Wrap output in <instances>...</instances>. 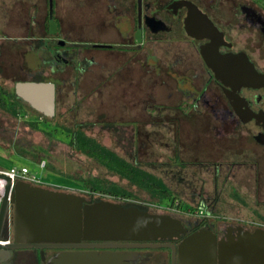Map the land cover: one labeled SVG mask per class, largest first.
<instances>
[{
    "label": "flooded vegetation",
    "instance_id": "1",
    "mask_svg": "<svg viewBox=\"0 0 264 264\" xmlns=\"http://www.w3.org/2000/svg\"><path fill=\"white\" fill-rule=\"evenodd\" d=\"M63 1L66 2L53 0L51 22L50 0H0V54L3 43L10 40L6 36L8 29L43 34L41 38L26 39L29 42L25 61L30 73L33 69L45 77L42 81L55 84L56 112L62 88L67 84H74L76 89L81 86L91 67L99 66L98 52L107 53L115 64L108 69L106 79L109 87L116 91H120L117 89L122 86L119 82L127 75L132 62L134 67L145 71L152 57L155 63L149 66L156 76L176 81L169 95L177 98L174 108L197 111L209 118L210 133L217 139L211 143L214 149L219 147V141L235 135L251 140L252 143L247 144L251 148L250 152L243 149L245 154L239 159L235 158L238 149H231L229 154H221L216 160L212 159V153L208 161H188L187 165L193 167L194 172L200 171L198 174L206 178L197 198L201 199L206 217L196 219L183 213L167 214L179 220L186 230L178 237L113 243L128 246L123 248L20 247L24 243L17 241L15 212L9 206L0 227V264H51L58 256L79 253L95 256L107 264H113L115 258L120 264H180L182 244L196 233L204 231L215 236L219 258L222 242H238L245 234L264 231V120L253 118L254 114L264 113V87H232L217 80L201 55V48L211 44V40L189 36L185 25L189 17L196 28L202 24L212 25L222 34L220 56H240L264 76V0H169L166 3L141 0L140 7L138 0H75L74 36L65 20L67 11ZM182 1L192 3L198 11L178 6ZM89 10L94 13L93 18L100 17L91 27L87 21ZM149 23H161L163 30L154 32ZM108 27L111 28V42L91 45L84 39L89 28L104 31ZM198 34L207 35L208 32L199 30ZM32 54L36 68L29 67L28 59ZM133 81L141 84L134 78ZM252 148L261 153L251 151ZM181 150L179 146V152ZM179 152L175 155L177 165L184 160ZM190 186L191 183H187L180 191L184 193ZM244 212L256 217H246Z\"/></svg>",
    "mask_w": 264,
    "mask_h": 264
},
{
    "label": "rangeland",
    "instance_id": "2",
    "mask_svg": "<svg viewBox=\"0 0 264 264\" xmlns=\"http://www.w3.org/2000/svg\"><path fill=\"white\" fill-rule=\"evenodd\" d=\"M161 1L166 3L169 0ZM63 2L67 11L65 20L74 36L73 28L77 18L75 0ZM88 14L89 27L100 20L99 16L92 17V11ZM110 30V27L104 31L89 28L84 39L91 45L106 44L112 41ZM7 31L6 36L10 40L3 43L0 54V86L12 92L18 82L44 80L45 77L35 73L33 69L30 73L25 61L29 42L26 39L41 38L43 34L15 32L13 29ZM98 55L99 66L91 67V72L84 76L81 86L76 89L74 84H67L62 88L54 118L46 120L25 105L17 111V115H12L9 110L13 99L0 94V170L28 167L41 179L44 187L51 190L75 193L93 201L118 202L153 214H175L170 209L171 201L159 199L146 188L124 179L115 165L106 166L98 159L74 150L70 142L73 133L79 130L116 159L126 162L157 183H162L184 204L183 209L191 208L196 211L201 206V199L197 198L202 193L200 191L206 178L198 174L200 171L194 172L193 167L187 165L188 161H208L212 153L214 158H211L216 160L221 154H229L231 149H238L234 157L239 159L245 154L243 151L250 152L247 144L252 141L243 135H235L219 141V147L214 149L211 143L217 139L210 133L209 118L197 111L174 108L177 98L172 99L169 95L173 92L176 81L163 75L157 77L150 67L155 63L152 57L149 59L151 65H146L145 71L134 67L132 62L127 75L119 82L122 86L117 89L120 91H116L109 87L106 79L108 69L115 64L107 53L98 52ZM30 57L36 61L33 54ZM32 66L29 65L30 68ZM100 69L103 71L99 72ZM133 78L141 84H134ZM136 87L142 90L139 91ZM122 95H126V98ZM3 102L6 103L5 107ZM31 123L37 124L33 127ZM179 146L182 148L181 152ZM19 150L24 151L25 157L17 154ZM251 151L261 153L255 148ZM178 152L183 155V166L177 165L175 155ZM32 155H35V161L31 159ZM44 161L47 167L41 169L40 164ZM255 161L254 159L256 164ZM85 183L110 193L92 195ZM187 183H191V189L183 193L180 190ZM192 184L195 186L192 187ZM118 190L131 197L120 199L111 195ZM243 215L256 217L245 212Z\"/></svg>",
    "mask_w": 264,
    "mask_h": 264
},
{
    "label": "water",
    "instance_id": "3",
    "mask_svg": "<svg viewBox=\"0 0 264 264\" xmlns=\"http://www.w3.org/2000/svg\"><path fill=\"white\" fill-rule=\"evenodd\" d=\"M138 2L140 7L141 0ZM50 3L53 22V0H50ZM178 6H185L189 11H198L196 6L187 1L178 2ZM149 24L154 32L163 30L161 23ZM185 25L189 36L211 40V44L201 48V55L217 80L232 87H264V76L246 59L240 56H220L219 48L223 38L215 27L202 24L200 28H196L191 24L190 17ZM199 30L208 34L199 35ZM28 60L33 68L37 67L34 59L30 57ZM15 93L19 99L43 116H56V86L53 82H18L15 85ZM253 118L264 120V113L254 114ZM7 182L1 207L0 227L8 207L12 206L15 212L16 238L19 243H24L20 247L66 250L123 248L128 246L113 243L173 239L186 231L179 220L167 214H153L109 200H88L75 193L51 190L24 182L18 183L10 194V179H7ZM216 249L214 235L204 231L196 233L182 244L180 264H264V231L245 234L238 242H222L219 258ZM110 262L112 263V260ZM51 264L107 262H101L89 254L79 253L58 256ZM113 264H120L119 259L115 258Z\"/></svg>",
    "mask_w": 264,
    "mask_h": 264
},
{
    "label": "trees",
    "instance_id": "4",
    "mask_svg": "<svg viewBox=\"0 0 264 264\" xmlns=\"http://www.w3.org/2000/svg\"><path fill=\"white\" fill-rule=\"evenodd\" d=\"M0 94L7 96H10L13 99V104L9 112L12 115H17L18 110L23 107V105L27 106L28 108L32 109L27 103L19 99L15 93V88L12 92L6 91L3 87L0 86ZM8 98V97H7ZM3 107H5L6 103L3 102ZM8 105V103H7ZM40 114V113H39ZM42 115V114H40ZM43 116V115H42ZM46 120H48L47 117L43 116ZM33 127L37 123H31ZM70 145L72 148L78 152H81L83 154H86L90 156L91 158L98 159L99 161L103 162L106 166H116L115 168L119 170V173L122 175L124 179L130 180L132 183H134L136 186H140L142 188H146L149 190L152 194L159 197V199L165 200V201H171V207H177L178 210L186 213L188 210H194L191 208H185L183 209V204H180L177 200V198H174L172 193L166 189V187L161 183H157L154 179H151L150 177L144 175L142 172L137 171L133 168H131L130 165H128L124 161H120L119 159H116L112 156L106 149H104L101 145L97 144L95 141L88 139L82 132L75 131L72 135V139L70 142ZM24 151H18L17 154L20 156L25 157L23 155ZM31 157V156H29ZM35 159V155L31 157L32 160ZM28 158V156H27ZM35 161V160H34ZM90 183V182H88ZM86 188L92 195H96L97 193L101 194H109L105 189L99 188L94 185H90L85 183ZM111 195H113L116 198L120 199H127L131 196L124 193L121 190H118L116 192H112ZM177 204V205H176Z\"/></svg>",
    "mask_w": 264,
    "mask_h": 264
},
{
    "label": "built area",
    "instance_id": "5",
    "mask_svg": "<svg viewBox=\"0 0 264 264\" xmlns=\"http://www.w3.org/2000/svg\"><path fill=\"white\" fill-rule=\"evenodd\" d=\"M40 167L41 169H45L47 167V163L45 161L42 162V164H40ZM7 179H10L11 181L10 194L14 191L16 185L20 182L28 183L33 186L44 187L41 179L36 174L32 173L28 167H15L7 171L0 170V208L2 207L6 194V186L8 184ZM170 209L174 213H183L188 217H193L196 219H204L206 217V210L202 206L198 207L196 211L195 209L188 210L186 213L178 210L176 206L171 207ZM8 216H10V212Z\"/></svg>",
    "mask_w": 264,
    "mask_h": 264
}]
</instances>
